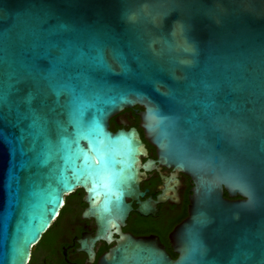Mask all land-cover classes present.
Returning a JSON list of instances; mask_svg holds the SVG:
<instances>
[{
	"label": "water",
	"instance_id": "1",
	"mask_svg": "<svg viewBox=\"0 0 264 264\" xmlns=\"http://www.w3.org/2000/svg\"><path fill=\"white\" fill-rule=\"evenodd\" d=\"M136 106L194 182L177 258L121 231L127 199L152 211L140 133L110 127ZM76 189L116 242L100 264H264V0H0V264H28Z\"/></svg>",
	"mask_w": 264,
	"mask_h": 264
},
{
	"label": "flooded vegetation",
	"instance_id": "2",
	"mask_svg": "<svg viewBox=\"0 0 264 264\" xmlns=\"http://www.w3.org/2000/svg\"><path fill=\"white\" fill-rule=\"evenodd\" d=\"M142 111V107L136 106L113 118L118 129L135 127L139 131L146 149L141 163L154 162L148 169L141 170L143 195L139 198L140 202L150 200L152 211L142 215L137 211L138 201L127 199L133 209L125 225H121V231L134 237H158L169 252L173 250L171 233L189 216L194 182L187 173L159 163L158 148L141 127ZM85 196L82 189L65 195L57 219L33 246L28 264H100L103 255L116 242L101 238L96 220L84 215ZM159 197L162 201L156 203ZM113 237L117 239L118 235Z\"/></svg>",
	"mask_w": 264,
	"mask_h": 264
},
{
	"label": "trees",
	"instance_id": "3",
	"mask_svg": "<svg viewBox=\"0 0 264 264\" xmlns=\"http://www.w3.org/2000/svg\"><path fill=\"white\" fill-rule=\"evenodd\" d=\"M110 125H111V130L116 131V130L118 129V126L116 125L114 119L111 120ZM225 196H228V194L225 193ZM169 253L171 254V256H172L173 258H177V254L174 253L173 250H170Z\"/></svg>",
	"mask_w": 264,
	"mask_h": 264
}]
</instances>
